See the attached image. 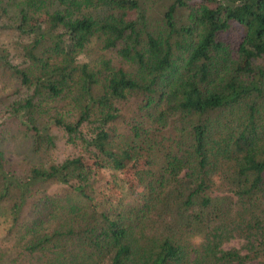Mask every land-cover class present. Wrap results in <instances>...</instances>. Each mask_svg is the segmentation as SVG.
Instances as JSON below:
<instances>
[{"label": "trees", "instance_id": "obj_1", "mask_svg": "<svg viewBox=\"0 0 264 264\" xmlns=\"http://www.w3.org/2000/svg\"><path fill=\"white\" fill-rule=\"evenodd\" d=\"M139 9L0 0V28L26 40L13 73L31 90L11 113L34 153L54 146L49 126L80 148L21 172L0 153V219L28 236L5 252L37 264H264V0H174L160 36L138 26ZM92 41L113 57L78 64ZM106 171L139 194L137 211L119 210ZM229 227L247 236L245 254L224 249Z\"/></svg>", "mask_w": 264, "mask_h": 264}, {"label": "rangeland", "instance_id": "obj_2", "mask_svg": "<svg viewBox=\"0 0 264 264\" xmlns=\"http://www.w3.org/2000/svg\"><path fill=\"white\" fill-rule=\"evenodd\" d=\"M174 0H139L138 26L146 33L153 36H160L163 30L162 15L166 8L172 4ZM15 7L11 6L9 9V15L13 20ZM91 11V10H90ZM185 9H179L174 15V23L176 26H180L185 22L186 16ZM137 13L134 17H137ZM132 17V13L129 14ZM3 21V19H2ZM1 24V21H0ZM240 28H231L224 35L223 38L231 47L234 46L239 40ZM26 40L20 39V37L10 30H4L0 28V153L2 154L4 166L6 169L12 168L16 172H21L25 168H29L34 163H42V166L48 165L50 162H58L68 155L80 152L79 146L74 147L71 144L65 142L63 133L52 126H49V133L53 138V147H46L41 145L39 150L35 151L32 148V130L23 119L22 114L11 113L14 107L31 93L22 87L17 77L13 73V67L20 65L21 45H24ZM99 57L111 58L113 54L110 51L102 50L97 42L92 41L85 49L84 55L79 56L76 59L78 64L87 62L91 59H97ZM132 105V104H131ZM127 107L126 110H122V115L130 116L131 112ZM123 122L118 123V131H122ZM117 129V128H116ZM83 132H87V129H83ZM264 149V148H263ZM103 179L115 185L120 192L121 205L119 210L124 213H134L140 206V197L137 193L127 192L124 188L122 180L117 173L109 171L102 174ZM221 184L216 183L211 190V194H215ZM100 192H105L104 185L98 189ZM53 188H50L48 192H52ZM112 208L116 206V203L110 204ZM106 207L108 204L106 203ZM227 230V239L224 241V249H236L240 254H245L246 249L249 247V240L245 233L239 234L238 232H232L230 227ZM14 228H10L9 222H3L0 219V264H37L41 261H37L39 254H23L22 257H16L13 252L9 255L5 251L17 249L24 240L28 239V236L23 239L16 237ZM254 233V232H253ZM18 242V243H17ZM260 259V258H259ZM258 258L251 254V259L248 263L256 264Z\"/></svg>", "mask_w": 264, "mask_h": 264}]
</instances>
